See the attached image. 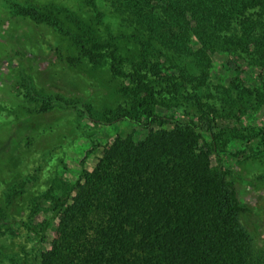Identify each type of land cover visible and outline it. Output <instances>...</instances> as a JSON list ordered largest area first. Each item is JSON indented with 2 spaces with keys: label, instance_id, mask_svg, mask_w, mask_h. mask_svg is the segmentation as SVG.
<instances>
[{
  "label": "rangeland",
  "instance_id": "1",
  "mask_svg": "<svg viewBox=\"0 0 264 264\" xmlns=\"http://www.w3.org/2000/svg\"><path fill=\"white\" fill-rule=\"evenodd\" d=\"M123 1L0 0V250L31 259L48 248L58 212L106 144L138 141L175 121L198 124L209 114L218 150L212 166L222 160L252 210L239 218L257 264H264V7L228 3L178 47L150 40ZM199 1L215 9L213 0ZM93 37L112 45L97 64L82 55ZM145 41L147 59L161 69L146 71L158 107L149 124L143 115L142 122L122 116L134 113L138 100L127 94L130 83L114 74L108 55L115 49L130 73ZM198 131L202 142H212L205 128Z\"/></svg>",
  "mask_w": 264,
  "mask_h": 264
},
{
  "label": "trees",
  "instance_id": "2",
  "mask_svg": "<svg viewBox=\"0 0 264 264\" xmlns=\"http://www.w3.org/2000/svg\"><path fill=\"white\" fill-rule=\"evenodd\" d=\"M124 0L149 39L181 46L189 33L208 22L211 11L226 4L264 7V0ZM19 11L37 19L50 17L36 8ZM217 16L214 21H218ZM53 20V19H52ZM82 55L97 64L111 44L96 37ZM150 41L141 43L143 58L125 73L115 49L108 51L116 75L130 83L127 94L138 100L134 113L122 116L147 124L157 119V102L146 71L161 73L147 59ZM72 64L74 59L68 58ZM186 80L191 76L185 75ZM200 122L175 121L171 129L150 130L141 140L116 138L106 144L97 163L84 171L75 193L57 214L50 246L31 259L0 250L5 264H257L255 247L240 222L252 210L237 195L230 170L216 154L215 118ZM207 121L204 122V118ZM205 128L212 142H202ZM258 230L260 223L252 215Z\"/></svg>",
  "mask_w": 264,
  "mask_h": 264
}]
</instances>
